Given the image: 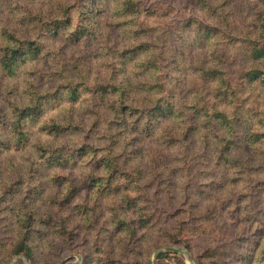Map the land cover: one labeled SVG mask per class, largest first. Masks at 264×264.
<instances>
[{"label": "rangeland", "instance_id": "rangeland-1", "mask_svg": "<svg viewBox=\"0 0 264 264\" xmlns=\"http://www.w3.org/2000/svg\"><path fill=\"white\" fill-rule=\"evenodd\" d=\"M122 1L0 0V32L34 9L44 12L39 37L48 44L16 79L0 74V124L14 118L11 102L40 98L31 97L27 76L50 106L27 116L23 149L0 151V264H264V142L235 149L239 163L227 164L226 151L206 150L195 133L184 142L170 133L188 128V119L163 121L161 111L142 109L127 134L120 108L113 114L102 97L106 86L120 105L115 86L144 80L135 56L153 55L164 100L172 88L181 98L186 88L211 85L206 99L240 118L242 137L250 121L264 132V0H135L147 17L139 39L146 54L137 55L125 36L131 26L118 21ZM93 16L108 40L90 38ZM78 27L82 39L70 43ZM55 28L64 29L52 39ZM56 56L60 63L46 65ZM55 117L68 125L61 137L42 132ZM0 133L11 137L1 125ZM26 235L34 261L14 255Z\"/></svg>", "mask_w": 264, "mask_h": 264}, {"label": "trees", "instance_id": "trees-1", "mask_svg": "<svg viewBox=\"0 0 264 264\" xmlns=\"http://www.w3.org/2000/svg\"><path fill=\"white\" fill-rule=\"evenodd\" d=\"M7 1L9 2L11 0ZM105 1L106 0H101L99 5L105 4ZM13 5L19 6V2H13ZM118 5V21L131 26V28L127 26V29L124 30L126 31L125 36L128 37L130 42L135 41L131 44V48H133L136 55L137 53L146 54V49L141 48L140 46L142 43L146 42H140L139 39L144 37L142 27L146 24L147 17L143 16L144 13L140 11V8L135 0H124ZM98 10L101 11V8ZM65 12L66 9L64 10V13ZM105 12L106 11H104V13ZM43 16L44 12L42 11L37 10L36 12L34 9L27 10L23 16H21L22 18L18 20V24L16 26L11 28L5 27L0 32V74L3 77L6 76L16 79L19 69L24 63L27 61L34 63L41 60L44 49L48 47V44H45V41L40 40L39 37L41 31H44L45 29L43 26L45 21ZM148 16H152V14L149 13ZM86 27H88L90 30V38H94L98 33H100L102 36L101 39L106 41L108 37L112 36V34L105 33L102 30V26L98 20L96 21L95 16L89 18V25H86ZM63 29L64 28H55L53 30L52 39L58 38L62 34ZM82 32L83 30L81 28H76L75 32L71 34V38L69 39V37H67V40L70 43H79L82 39ZM35 35L38 36L35 37ZM135 57L137 60L141 61L140 63L146 72L143 74H146V78L141 81L137 80L134 82V84L132 80H128L127 84H125L123 87L115 86V89L117 90L115 94L119 95L118 103L120 105L116 104V100H111V98H109L112 96V94L106 90V86H102L104 91L102 95L104 103L109 106V108L112 110V113L117 114L120 108L121 114L119 117V125L121 127V131L127 132V134H132L133 129H131L129 124V119L134 117L136 118L137 113H142L149 108H151L149 110L161 111L160 116L163 121H172L174 118L183 117L189 120L190 126L188 128L185 127V130H182V132L179 134L175 131L170 132L172 135L174 134L175 136L177 134L181 136L178 138L184 142L188 137L191 136L192 133H195V136L198 137V140H202L200 143L205 147L206 150L213 148L217 149V152L219 153H224L226 151V153L229 155V157L225 155L227 164L229 163L233 165L239 163L238 158L233 156L235 149H240L241 146L249 147L251 144L264 142V138L261 137L264 135V132L255 130L256 124H253L250 121L248 126L249 130L246 132L247 136L242 137V128L245 129V126L242 125L240 118L232 120L228 115L227 106H225V108H223V106V109L220 110L208 102L209 99L207 100L206 98H208V96H210L211 92L214 90L213 86L211 85H207L205 91L203 92L198 90H188L186 88L185 96L181 98H178L175 95V89L172 88L170 96H167V99L164 100L160 95V86L156 83V73L158 72V68L156 67V57L153 55L149 56L148 54L145 56L137 55ZM60 62L61 60L56 56L53 62L46 60L45 63L46 65H52L54 63L56 66ZM59 67L62 69L64 65L59 64ZM49 68L53 69L54 67L50 66ZM60 68L55 67V69L59 70ZM182 70L185 74H190L184 69V67ZM64 71V69L61 70V72ZM46 75L51 76L52 74L46 73ZM205 76L207 78L215 79V73L212 72V70H207V72H205ZM192 79L194 80V78ZM26 83L29 85L28 91H33V93L30 94L31 97L32 95H37L40 96V98H37V100L33 101L31 106L19 105L17 102H11V104L14 105L12 114L14 118L9 117L5 123L0 124L1 128L6 132V134L9 133L11 137L3 138L1 137L0 133V151L12 149L13 147L16 149H23L25 147V143L29 141V135L27 132L28 123L26 121L27 116L31 113L35 115L34 117H41L45 110L50 107L46 106V103L43 102L45 96H42L38 92V84L36 80H32L29 78V76H27ZM6 86L8 90L14 91L16 85H14V83L10 85L8 81ZM226 89L227 86H223L222 83V85L220 84L219 91L216 92L220 97H223L226 93ZM72 95H75V93L72 92ZM73 101H75L74 98ZM124 102L129 103L128 106L124 105L125 110L121 108V105ZM148 103H152L153 105L146 106ZM70 104H72L71 109L74 108V102H71ZM142 109H144V111H142ZM188 112H191L190 116H188ZM57 118H53V124L47 125L42 132L53 137H61L65 131L62 129V127L68 125H64L62 122L60 123V118L59 120ZM64 120L68 121V116L64 117ZM57 122H59V124H57ZM149 127H151V125H149ZM46 148L52 149L50 145ZM53 149L54 152L56 150H64L63 148ZM65 164V162L61 163L57 160L53 161V165H55L57 168H61V166ZM262 176H264V169H262ZM231 177L232 176H230L228 182L231 185L237 184L238 179ZM35 250L36 249L31 245L29 236L26 235L22 239L20 247L16 248L14 251V255H23L29 261H34L36 258Z\"/></svg>", "mask_w": 264, "mask_h": 264}]
</instances>
